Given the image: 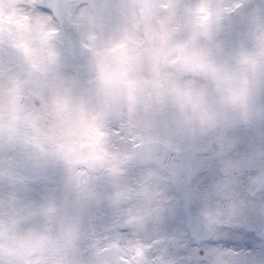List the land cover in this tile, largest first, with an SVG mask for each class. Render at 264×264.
<instances>
[{
	"label": "clouds",
	"instance_id": "clouds-1",
	"mask_svg": "<svg viewBox=\"0 0 264 264\" xmlns=\"http://www.w3.org/2000/svg\"><path fill=\"white\" fill-rule=\"evenodd\" d=\"M231 3L127 0L126 5L113 6L106 11L103 31L109 36L116 26L126 27L117 37V42L128 38L121 57L99 56L97 49L104 47L101 41L89 40L88 48L79 40L70 43L64 39L63 25L57 20L50 23L49 27L60 28L53 43L63 56L49 79L62 75V81L56 89H42V96L31 95L33 88L40 89L35 80L27 86L34 108L23 115L18 127L13 126L5 93L0 101L5 105L0 157L18 158L25 184L62 190L69 174L79 175L82 182L119 167L115 153L133 160L150 153L152 159L143 167L156 170L151 177L155 203L175 205L180 176L170 170L171 160L183 157L194 142L206 148L204 157L216 160L235 121L264 125V27L255 18L243 20L239 11L228 12ZM257 7L264 23V0L252 6ZM83 9H87L86 24L96 9L87 3ZM33 43H40L38 35L34 34ZM194 49L206 51L217 64L230 66L232 75L216 81L201 71L185 69L186 57ZM18 51L8 41L0 43L6 86L12 76L28 70ZM242 72L248 73V81L241 78ZM234 95L239 97L235 105L231 103ZM224 158L235 157L228 153ZM249 174L255 175L256 170L250 169ZM196 198L199 223L209 230L203 210L226 203V197L214 184ZM26 213L24 202L12 196L5 182L0 190V221L6 229L0 239L22 246L28 228L42 220L15 222ZM154 222L152 217L146 221L149 228ZM213 227L218 229V222ZM42 254L31 253L33 264Z\"/></svg>",
	"mask_w": 264,
	"mask_h": 264
},
{
	"label": "rangeland",
	"instance_id": "rangeland-1",
	"mask_svg": "<svg viewBox=\"0 0 264 264\" xmlns=\"http://www.w3.org/2000/svg\"><path fill=\"white\" fill-rule=\"evenodd\" d=\"M22 2L24 0H4L5 10L9 4ZM76 2L79 3L80 0ZM83 2L96 9V13L91 15L85 24L83 16L87 9H81L75 19L79 31L78 38L69 40L64 37V39L70 43L79 40L85 48L91 47L89 40L101 41L104 47L97 49L99 56L125 55L129 46L128 38L117 42V37L120 32L126 31V27L116 26L109 36H105L103 30L106 24V11L113 6L126 5L127 0H83ZM255 4H258V0H232L227 11L234 12L239 6H245L242 19L247 21L255 18L258 26L264 27V23H260V9L252 8ZM13 11L17 13L16 28L11 32H0V43L8 41L15 45L19 50L18 56L28 70L12 76L11 83L6 86L3 81L4 61L0 57V101L7 93V106L14 96L28 95L26 88L33 80L40 85V89L31 90L33 96H42V89L46 87L58 88L62 81V75H58L55 80L49 79V73L62 63L63 56L57 45L53 43V38L58 32H53L52 29L56 27H49V24L55 20L43 16L29 20L26 15H22L23 9L14 8ZM97 27L100 31L96 30ZM34 34L38 35L40 41L38 45L33 43ZM45 52L49 54L45 56ZM208 56L209 53L206 51L194 49L186 57L184 68L201 71L209 79L216 81L232 75L230 66L217 64L208 59ZM241 78L248 81L250 76L247 72H242ZM238 98L234 95L231 103L235 105ZM161 99L163 101L164 97ZM222 100L227 102V98ZM133 101L135 102V97ZM36 103L39 101L37 100ZM4 107L5 105L0 102V126L3 122ZM11 118L13 126L18 127L22 118L12 116ZM224 142L232 146L228 153L235 158H226V161L209 160L199 168L198 174L188 188L189 211L198 216L200 201L196 198V194L206 193L215 184L217 190L225 195L226 203L220 201L215 207L209 205L203 210L209 218V225L213 226L214 223L219 222L225 214H232L234 219L239 220L223 231H215V239L223 240L221 243L199 245L198 248H194L187 241L181 250L170 251L169 261L173 264H177V261L179 264H206L208 252L213 257V264H226L223 249L243 252L244 249H256L257 246L262 245L257 243L256 235L264 232V220L258 217L253 219L247 214L255 210L260 201L261 194L256 195L252 190L264 186V125L256 129L249 127L238 129ZM194 146L205 149L203 145L195 142L190 145V147ZM2 150L3 145H0V151ZM241 152H244L243 162L246 165L232 162ZM114 156L121 161L119 167L110 168L103 177H88L82 182L79 175L69 174L65 178L62 190L43 189L25 184L18 158L0 157L3 171L0 190L7 182V186L12 190V196L22 200L27 209V213L15 218V222L23 223L33 217H42L38 225L28 228L27 233L24 234L27 238L24 239L22 246L5 243L0 239V264H19L21 260H24L25 264H33L31 253L37 250L43 254L35 264H120L123 259V249L117 242L118 233H106L101 237L93 224L94 216L100 210L109 211L115 224L130 223L138 234L151 237V239L146 238L145 243L159 242L165 235L170 239L178 238L180 235L188 238L187 228H184L187 223L186 210L178 218H174L171 215L175 211V205L155 203L156 194L151 184V177L156 174V170L144 168V165L132 166L131 158H122L120 153H115ZM239 166L242 168L238 170ZM250 169H255L256 174H249ZM245 189L248 193H244ZM178 195L181 193L177 191ZM131 216L137 221L131 220ZM149 217L155 220L151 228L146 223ZM158 228L161 230L157 231ZM5 229L6 225L0 221V236ZM20 235L17 234V237ZM227 242L235 244L227 246ZM237 247H242L243 250H237ZM100 248L109 249L112 255L99 256ZM164 250L165 248L158 258H162ZM262 250L264 245L261 247ZM261 251L257 250L256 254ZM250 259L252 264H256V257Z\"/></svg>",
	"mask_w": 264,
	"mask_h": 264
},
{
	"label": "snow or ice",
	"instance_id": "snow-or-ice-1",
	"mask_svg": "<svg viewBox=\"0 0 264 264\" xmlns=\"http://www.w3.org/2000/svg\"><path fill=\"white\" fill-rule=\"evenodd\" d=\"M84 7L85 3L83 0H80L79 3L76 0H68V2L59 0L55 4L51 0H24V2L19 4H9L7 10H5L4 0H0V32L15 30L17 13L13 9L21 8L23 9L22 15H26L29 20L43 16L61 21V15H63L64 36L66 39L75 40L79 36L75 19ZM52 31L59 32L60 28L56 27ZM116 47H121V45H116ZM198 161L199 153L196 149L189 150L183 157L171 160L172 169L180 176L177 191L182 193L176 197L175 211L171 215L174 218H178L188 207L189 196L186 189L194 176L198 174ZM260 194V201L257 207L249 212L247 216L264 220V191H261ZM237 220L239 219L229 220L221 218L218 222L219 228L215 231H223ZM93 224L97 234L101 237L106 233H118L117 242L123 249V259L120 264H162V261L158 259L161 251L164 248L171 250L176 246V240L170 239L166 235L155 246L152 243H145V239H151V237L141 236L130 223L115 224L113 217L107 210L98 211L94 216ZM160 230L159 228L157 229V231ZM222 251L226 257V264H252L250 259L252 257H256V264H264V250L258 255L254 251L238 252L232 249H223ZM177 264H179V261H177ZM206 264H213V257L209 255V252Z\"/></svg>",
	"mask_w": 264,
	"mask_h": 264
},
{
	"label": "water",
	"instance_id": "water-1",
	"mask_svg": "<svg viewBox=\"0 0 264 264\" xmlns=\"http://www.w3.org/2000/svg\"><path fill=\"white\" fill-rule=\"evenodd\" d=\"M51 2H53V3L55 4V3H58L59 0H51ZM61 19H63V15H61ZM22 107H26V109H29V108L31 107L30 100L27 99V98H23V97H21V98H16V99L13 101V103H12L13 111H14L15 113H18L17 111H18L19 109H22ZM189 150H191V149H189ZM189 150H188V151H189ZM188 151H187V152H188ZM151 159H152L151 154H150V153H147V154H145L143 157L139 158L138 161H139V162H147V161H150ZM169 168H170V170H171L172 172H175V171L172 169V167H171V162L169 163ZM191 222H192L193 225H194V223H195V225H196V222H195V221H192V220H191ZM197 227L200 228V225H197Z\"/></svg>",
	"mask_w": 264,
	"mask_h": 264
}]
</instances>
